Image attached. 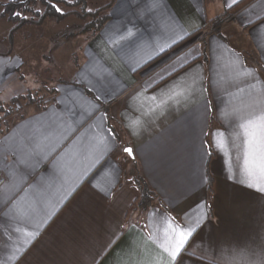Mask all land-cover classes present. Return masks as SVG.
I'll return each instance as SVG.
<instances>
[{
  "label": "crops",
  "instance_id": "0c3cea01",
  "mask_svg": "<svg viewBox=\"0 0 264 264\" xmlns=\"http://www.w3.org/2000/svg\"><path fill=\"white\" fill-rule=\"evenodd\" d=\"M231 8L225 0H182L189 19L177 23L159 14L137 20L133 0H116L96 35L68 33L59 40L75 54L65 65L67 76L51 88L52 101L41 109L28 104L26 115L0 127V169L15 167L28 151L61 149L58 171L40 166L39 174L52 178L35 192L25 188L31 195L6 229L0 214V264H93L117 220L125 223L108 248L129 238L131 247L117 252L114 264H167L161 244L180 229L195 234L185 264L264 259V198L239 183L244 149L235 132L229 135L235 116L247 115L253 104L264 106V0L227 14ZM8 22L0 26V97L26 66L15 39L7 40L14 29ZM181 26L187 33L201 29L191 47H185ZM127 29L145 40L119 39ZM55 57L53 66L60 64ZM101 73L112 80L105 81V95L96 91ZM202 139L210 151L208 140H214L219 151L204 165L197 152ZM113 140L120 149L131 147L134 160ZM2 180L0 189L8 185L0 172ZM145 191L153 198L143 207ZM242 252L247 260L238 258Z\"/></svg>",
  "mask_w": 264,
  "mask_h": 264
},
{
  "label": "snow or ice",
  "instance_id": "6c2138e0",
  "mask_svg": "<svg viewBox=\"0 0 264 264\" xmlns=\"http://www.w3.org/2000/svg\"><path fill=\"white\" fill-rule=\"evenodd\" d=\"M12 2L20 3L21 8L25 10L17 11L15 13L16 18L19 21L28 20L30 15H44L43 9L36 3V0H12ZM45 2L47 6L54 9L55 12L60 13L61 15L67 14L58 6L59 0H56V2L45 0ZM66 3L72 5L76 3V0H66ZM133 3L137 4V20H142L145 17L155 19L157 14L162 15L166 20L176 21L177 23L181 20L187 21L189 19L180 9L182 0H133ZM225 3L227 7L231 8L238 3V0H232L231 4H228L227 0H225ZM2 6L3 5H0V7ZM122 7H125V5H122ZM87 10L89 12L93 11L92 8H88ZM0 15H2V13H0ZM129 23H132V21L129 20ZM133 27H136V24L133 23ZM113 29L116 32H119V29L116 26H113ZM200 30L201 29L199 28H195L192 33H187L181 26V33L185 37V47H191L192 43H195L191 38L195 36L198 39L199 36L197 33ZM119 39L124 40L125 42L132 41L137 44L145 40L143 35L137 36L131 29H127L126 33H120ZM188 41H191V43ZM179 46L180 45H177V47ZM161 51H163V49H161ZM165 55H169V59H175V54L165 53ZM261 71H264V69ZM255 79L256 77H253V80ZM105 81L112 83L109 75L101 73L97 76V83L100 87L96 88V91L99 95H105L106 90H102L105 88ZM93 87H96V85H93ZM237 87H240V85H237ZM202 91L203 85H201V92ZM105 98L107 99V96H105ZM33 99H35L34 96ZM210 103L211 101L207 99L203 102L205 111L209 110ZM100 110V108L96 109V111ZM103 111L107 112L108 109L104 108ZM91 118V115H89V119ZM233 132H235L236 136L241 139V147L244 149V170L242 178L239 179V183L249 189H254L260 194L261 198H264V106L253 104L249 108L247 115L235 116L233 122L229 126V135L231 136ZM112 136H116L115 131L112 132ZM112 143L117 151H122L134 159L133 149L131 147L120 149L115 140H113ZM208 144L211 146V151L209 147H205L203 139L197 148L201 165L211 163L213 152H216V154L219 155V151L215 146L216 142L209 139ZM62 147L63 145L61 148ZM60 151L61 149L53 151L52 148H49L47 151L41 150L40 152H36L35 150L28 151L23 159L17 160L15 167L11 169H0V172L4 173V178L8 181V185L4 189H0V214L4 217L5 229L7 228V222H10L15 218L19 206L24 202L25 197L31 195V193H25V188L31 186L35 192L40 188L41 184L52 178L40 175V166L42 164L45 165V171H48V165H51L53 173L58 171L59 161L57 157L59 156ZM49 153H51V155H49ZM37 176H39V180H37ZM202 178L203 176L201 175V179ZM257 182H259V186ZM14 205L16 206L14 207ZM126 219L127 217H125V220ZM124 223V220H117L115 222V230L111 233L110 238L92 257L93 264H98L102 258L104 259V264H114L117 258V252L122 251L126 247H131L129 238L124 239L122 243L114 246V250L108 248V245L112 243V238H114L116 231H120L121 225ZM128 227L130 229L133 228V224L129 222ZM145 227H147V225H145ZM169 227L171 228L172 226L170 225ZM14 231L17 230L14 229ZM173 231H176L175 228H173ZM194 235L195 234L191 229H188L187 231L180 229L170 241L161 244L162 254L167 257V264H185L183 257L190 255L187 251V246ZM107 251H111V255L104 258ZM235 258L237 257H234L233 259ZM238 258L247 260V254L242 252L239 254ZM145 264H165V261H147ZM208 264H213V262L209 260ZM229 264H231L230 261ZM259 264H264V259H261Z\"/></svg>",
  "mask_w": 264,
  "mask_h": 264
},
{
  "label": "rangeland",
  "instance_id": "374dc122",
  "mask_svg": "<svg viewBox=\"0 0 264 264\" xmlns=\"http://www.w3.org/2000/svg\"><path fill=\"white\" fill-rule=\"evenodd\" d=\"M10 2L12 0H0V5L4 6ZM112 2L113 0H76V3L68 5L66 0H59L58 6L67 14L71 12L91 14L101 10V16H104L110 13L108 6ZM3 6L0 7V13H2L0 15V26L4 24V21H9L4 15L5 8ZM88 8H92L93 11L89 12ZM37 19L35 15L29 16V20L36 21ZM60 21L57 22L55 19L49 18L41 25H27L24 27H19L18 23L8 22L13 25L12 27L15 30L14 32L11 31L10 36L6 35L7 40L15 39L19 46V48H15V52L18 54L19 59L25 62L26 66L24 71L19 73L18 77L15 76L16 78L1 91L0 127L5 126L3 122L7 123V118L9 124H11L15 119L26 115L30 110L28 104H35L32 105L34 106L33 109H41L52 101L53 90L51 88L57 84L61 77L67 76L65 65L73 59L75 54L71 47L62 46L59 40L67 39L68 33H72L68 38L82 35L85 26L93 22V17L88 15L86 19H80L71 15ZM86 34L88 37L92 35L91 32ZM60 46L61 50L59 49ZM52 55L53 57L56 56L55 61L57 64L59 62V65L53 66ZM56 59L60 61L57 62ZM8 92L15 95V98L11 101ZM33 96L35 99H33ZM7 112L12 115L6 117Z\"/></svg>",
  "mask_w": 264,
  "mask_h": 264
},
{
  "label": "trees",
  "instance_id": "16d2710c",
  "mask_svg": "<svg viewBox=\"0 0 264 264\" xmlns=\"http://www.w3.org/2000/svg\"><path fill=\"white\" fill-rule=\"evenodd\" d=\"M56 0H52V2H55ZM116 0H113V2L108 6V11L111 10V8L113 7V4L115 3ZM249 0H243L241 2H239L237 5H235L233 8H231L229 11H227V14H230L231 12H233L234 10L238 9L240 6H242L243 4H245L246 2H248ZM36 3L39 4L44 10V15L42 16H36L38 19L36 21H32V20H26V21H19L17 20L15 13L17 11H25L23 8H21L20 3H13L10 2L9 4L4 5L3 7L5 8V12L4 15L6 18H8V20L14 24L18 23V26L20 27H24L27 25H41L42 23H44L47 19L51 18V19H55L57 22H61L60 20L74 15L76 17H79L80 19H86L88 15H91L93 17V22L86 25L84 28V31L81 34H86L91 32L92 35H96L98 32H100L102 30V28L105 26V24L107 23V21H109L110 17L109 14L101 16V10L96 11L95 13H81V12H71L68 13L66 15H61L57 12H55L54 9H51L47 6L45 0H36ZM224 18H221L219 20H217L214 23V26H219L220 23L223 22ZM15 29H13L14 32ZM182 43H179V45ZM177 45L174 47L176 48ZM53 93V91H52ZM3 110V108H2ZM11 113L7 112V116L6 117H10ZM209 166L207 168V175H208V181H209V188H212V177L210 175V170H209ZM152 195L145 191V199H143L142 201V206L145 207L149 204L150 200H152Z\"/></svg>",
  "mask_w": 264,
  "mask_h": 264
},
{
  "label": "built area",
  "instance_id": "2783aa9c",
  "mask_svg": "<svg viewBox=\"0 0 264 264\" xmlns=\"http://www.w3.org/2000/svg\"><path fill=\"white\" fill-rule=\"evenodd\" d=\"M4 184H5L4 180L0 181V186H3Z\"/></svg>",
  "mask_w": 264,
  "mask_h": 264
},
{
  "label": "water",
  "instance_id": "95a60500",
  "mask_svg": "<svg viewBox=\"0 0 264 264\" xmlns=\"http://www.w3.org/2000/svg\"><path fill=\"white\" fill-rule=\"evenodd\" d=\"M130 158H131L132 160H134L133 157H130Z\"/></svg>",
  "mask_w": 264,
  "mask_h": 264
}]
</instances>
